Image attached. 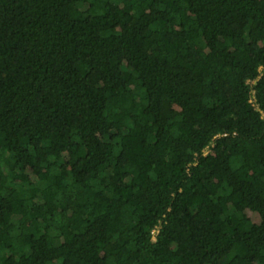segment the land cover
<instances>
[{
  "label": "trees",
  "instance_id": "trees-1",
  "mask_svg": "<svg viewBox=\"0 0 264 264\" xmlns=\"http://www.w3.org/2000/svg\"><path fill=\"white\" fill-rule=\"evenodd\" d=\"M0 264H264V0H0Z\"/></svg>",
  "mask_w": 264,
  "mask_h": 264
},
{
  "label": "built area",
  "instance_id": "built-area-1",
  "mask_svg": "<svg viewBox=\"0 0 264 264\" xmlns=\"http://www.w3.org/2000/svg\"><path fill=\"white\" fill-rule=\"evenodd\" d=\"M158 232H159V228H158V227H156V228L152 231L153 241L156 240V236H157Z\"/></svg>",
  "mask_w": 264,
  "mask_h": 264
}]
</instances>
